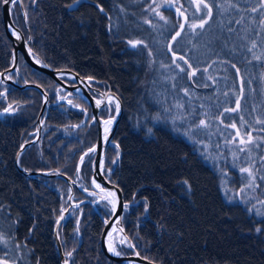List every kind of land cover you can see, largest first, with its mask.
<instances>
[{
  "label": "trees",
  "instance_id": "trees-1",
  "mask_svg": "<svg viewBox=\"0 0 264 264\" xmlns=\"http://www.w3.org/2000/svg\"><path fill=\"white\" fill-rule=\"evenodd\" d=\"M2 1L0 71L12 62ZM205 1L212 8L208 24L202 29L184 28L171 44L172 52L186 58L192 72L195 70L191 77L184 66L187 63L168 52V42L179 28V15L171 9L163 8L165 19L158 16L150 28L137 21L135 0H79L75 5L73 0H21L29 14L23 34L33 53L50 67L93 78L94 84L120 97L123 114L113 136L115 144L108 150L107 165L114 162L112 181L128 205L124 207V232L141 256L158 264H264V204L254 198L242 202L245 172L240 169L251 161L224 153L225 161L218 163L213 153L218 143L206 134L213 131L219 138L221 124L228 123L223 107H234L239 89L253 88L260 93L264 89V16L258 13L259 0ZM250 15L255 19L252 22ZM20 17L22 21V14ZM256 23L261 30L253 37ZM130 29L132 35L147 41L145 49L152 54V65L145 49L124 46ZM172 57L186 71L181 67L169 70ZM219 63L223 67L217 69L220 76L214 80L217 74L211 70ZM23 65L27 78L15 81L39 84L51 96L46 115L48 139L41 146L44 156L29 145L21 152L19 164L26 170L46 171V163L65 153L61 143L70 133L62 137L58 128L81 124L84 140L92 143L95 121L87 103H80L61 120L62 114L54 107L63 103L73 107L68 97H80L26 62ZM43 78L55 85L45 86ZM2 83L0 110L11 105L15 112L0 117V230L8 232L13 241L12 253L9 251L11 259L16 258L13 264H63L54 241L60 199L56 189L49 190L45 182L57 178L25 176L14 162L40 111L42 95L32 87ZM249 96L250 92L245 99ZM260 98L261 94L255 93L245 105L247 119L257 111ZM110 108L102 110L112 114ZM201 120L207 126H201ZM73 136L68 146L74 145ZM65 156L71 167L76 156L71 150ZM52 166L65 171L61 162ZM90 214L84 226H79L82 233L76 264H118L102 251L101 226L97 214L96 221L88 219L94 217ZM72 230L73 224L66 219L57 232L65 236Z\"/></svg>",
  "mask_w": 264,
  "mask_h": 264
},
{
  "label": "rangeland",
  "instance_id": "rangeland-1",
  "mask_svg": "<svg viewBox=\"0 0 264 264\" xmlns=\"http://www.w3.org/2000/svg\"><path fill=\"white\" fill-rule=\"evenodd\" d=\"M135 2H136V6H138L137 13L139 15L137 21L141 24L145 23L146 26L150 27V28L153 25L152 22H154V20L158 19V15H156V12L152 11V9H154L156 7V4L163 5L161 8L157 9V11H159L161 14H162L163 8H164V10L170 9L169 5L166 3V0H135ZM205 2L208 3L207 1H205ZM171 4L175 5L176 7H178L181 11H183L186 14L187 19H186L185 28H187V29H190V27H188V25H190V24H199L201 22V18H203L207 21H210L212 18V15H211V17H209L207 15V9H203V5L200 6L202 11H200V12L197 11V6L195 3V0H171ZM258 6H259L258 13L261 15V17H263L264 16V4L261 3V0H259ZM225 7H228V6L224 5V10L227 11L226 10L227 8H225ZM1 12H2V5H1ZM11 14H12V18H13L14 23L21 29L22 32H24V30L28 26L27 16L29 17V14L26 10V7H24V3L18 4V6H16V5L12 6ZM20 14H22V21L23 22L20 20V18H21ZM177 15H179L178 24L180 26L181 21H182V16L179 13H177ZM253 20H255L254 16L250 15L249 16V22H252ZM257 23L255 24V32H254L253 37H255V35L260 33V30H261V29L259 30ZM207 24H208V22L206 23V25ZM252 24H254V22ZM211 27H212V24L206 26V32H208ZM131 30L132 29H130L129 32H126L129 36H128V38L123 40L124 46L130 47V48H137V49L143 48V49H145L146 46L148 45L147 41L141 40L139 37L132 35L133 31L131 32ZM130 41H141L142 43L138 44L136 47H132V45L129 43ZM190 41H192V40L189 39L188 42H190ZM261 49L264 51L263 47H261ZM144 51L147 54L150 53V52H148L147 49H145ZM150 57H151L150 64L152 65V62H153L152 54L150 55ZM174 60H175V62H174ZM24 61L25 60L22 58V56L19 55V59L17 62V70H18L17 72H20V75H21V73L23 75H25L24 78L26 79L27 73H25L26 70H25V67L23 65V64H25ZM177 64H179L180 67L182 68L178 59L175 57H172V60H170L169 63L167 64V68L169 70H175L176 68H178ZM184 66L186 67L187 65L185 64ZM185 67H184V70L186 71ZM221 67H223V66H222V64L219 63V64H216V66L214 68H212L211 73L217 74V75L213 76L214 80L219 78L220 73L218 72L217 69H219V71H220ZM13 71L14 70H12L10 73H8V76L11 79H12V77H14L15 72H13ZM0 72H2V71H0ZM34 77L36 78L35 74H34ZM49 78H51V77L49 76ZM62 78L63 77H61V79ZM65 78L67 80H69L71 77L68 75H65ZM65 78L62 80H65ZM12 80L15 81L17 79L15 78ZM43 80H44L45 86L55 85V84H51V83H53V81L47 80L46 78H43ZM0 81L5 83L1 78H0ZM54 82L57 84V82L55 80H54ZM237 82L240 83V80H237ZM214 85H215V83H214ZM109 90L110 89H103V91L105 93ZM248 92H250L249 99H245V95L247 97ZM46 93L48 94V104H47V107L42 114V119H41L42 123H41V127H40V134H39L38 138L35 140V142L30 144V145L35 146L34 152L37 153V155H39L40 157L44 156L43 155L44 153H42V149H41L42 142L44 140L48 139V137L45 138L46 129L48 128L47 127L48 124L46 122V115L48 112V108L50 106L49 100H50L51 93L50 92L48 93V91ZM255 93H257L258 95L261 94V98L259 99V102H258L259 107L255 113L252 112V118L247 119L245 116L246 107H247L246 104L248 102L250 103V98ZM232 94L234 95V91L232 92ZM236 95L238 96L237 101H239V106L237 105V101H236L233 108H229L228 107L229 105L225 108L223 107L224 114H222V115H224L223 117L227 118L228 123L223 122V124H221L224 127L221 128V130H223V131H218L219 132V138H217L215 136L213 131H211V132L206 131V134L210 137L211 140L213 139V141H217V143H218L217 146H215L213 149V153L215 154L218 163L219 162L221 163V161H225L226 158L224 157V153L231 156V157H235L233 159H236V160L244 158L245 160L251 161L250 165L247 166L246 168L249 169V171L252 173V175L249 176V174L247 172H245L242 176L243 181H245V186L242 188V190H243L242 191V202H246L249 199L254 198V200H256L257 203L264 204V123H258L257 122L258 120L264 121V89H262V93H260V91L256 92L253 88H252V90H250V89L244 87V88L239 89V91L236 92ZM78 96L80 98L75 97V100H72L71 98L68 97L69 101H71V104H74L73 107H71L65 103L56 105L54 107L57 112H60L62 114V116L60 118L61 120H63V116H64V118L68 117V115L73 111V109H75L74 107H77V105H79L80 103H87L89 105V103L85 99H83L80 95H78ZM63 98L66 99V96ZM114 101L115 100L113 98V100L111 101L112 105L110 108V111L112 112V114H110V112H105V114H104V112H103L104 117L110 118V117L114 116L115 108H116V102H114ZM53 104L54 103H51V105H53ZM223 105H226V104H223ZM245 105H246V107H245ZM226 109H236V110L235 111H226ZM100 111L102 112V110H100ZM122 114H123V111H122ZM122 114H121V117H122ZM37 116H38V114H37ZM99 117L102 119H107V118H103L100 113H99ZM119 122H120V120H119ZM32 124H33V127L28 132V134L25 136L23 142L30 140V139H33L36 136L37 126H38L37 118L34 121H32ZM83 124L84 123H82V125ZM96 124H97V122H96ZM233 124L236 125L235 128L232 127ZM102 126H103V135H105L106 134L105 128L108 127V129H109L110 126L105 125V123H103ZM83 128H85V127H81V124H76V125L74 124L73 126H71L69 124H64L60 128H58V131L60 132L61 135L65 134V133L66 134L70 133L68 136V139H67V137L63 138L66 140L67 144L69 145L72 143L69 141V137L72 134L77 135V133L83 132V130H84ZM95 131H97V129ZM237 131H239V135H237ZM114 133H115V131H114ZM52 135H54V133ZM52 135H50V136H52ZM250 137H251V141H252L251 143L248 142ZM63 139H62V142H64ZM73 139H74V137H73ZM241 140H243L244 143H241ZM73 147L74 146H72L71 149ZM68 151L70 152V149ZM110 151L113 152V149H110ZM58 153H60V151ZM47 155H48V153H47ZM64 156H65V154L61 155V157H59L58 159H53L52 162H48V163L45 162L46 163L45 166L47 168L46 171H52V172H48V173L61 172L59 169V168H61L60 166H58V167L52 166L55 164L58 165L61 162L62 166L65 168L64 169L65 171L61 172V173L68 176L72 181L77 182V181H75L76 178L72 175L71 171L69 169H67L68 163H69V158L67 156H65V159H63ZM19 157H20V155H19ZM113 158H114V156L111 159H113ZM44 159L48 160V157H44ZM61 159H63V160H61ZM252 160H253V163H252ZM255 163H257L256 167L254 166L255 168H251L250 166H253ZM44 177H47V176H44ZM47 178H49V179L50 178H52V179L57 178L56 180H52V181L46 180L45 181L46 185H48L50 187L49 190H51L53 188L56 189V191L59 195V199H60L59 210L57 211V215L55 216V224L58 221V219L61 217L62 213H64L65 211H66V215H65L63 220L68 219L73 224V230L71 231V233L69 235H65V236L60 235V233L58 232V237H59L61 247L63 250V254H64L63 264H65V260L68 261V264H71V263L76 264L77 249H78L79 244L81 242V233H82V228L79 226L80 225L84 226V224L86 222L85 218H86L87 214L91 213L93 209L91 207H88L85 205L84 206L78 205V207L76 205H73V202L76 201L77 196L79 194L78 191H74L75 185L68 184V182L63 177H60V176L47 177ZM77 183H80V182H77ZM71 190L73 192L72 194H71ZM107 206L109 207L108 210H112L113 205H112V202L110 200L107 201ZM60 227H61V223H60ZM101 231H100V234H101ZM0 242H1V246H2L1 249H3L2 252L0 249V264H13L16 261V258L11 259L10 252L12 249L11 243H13V241L9 237L8 232H3L2 230H0ZM99 242H100V235H99ZM109 242H111L112 246L115 247L116 250L119 252L122 251V249L124 248L125 251L121 252L122 254L131 253V250L129 249L128 241L125 238H122V242L119 243L117 241L116 234H112L111 236H109ZM100 247H101V244H100ZM126 249H129V252ZM67 252H72V256L71 257L66 256ZM126 255H130V254H126Z\"/></svg>",
  "mask_w": 264,
  "mask_h": 264
},
{
  "label": "water",
  "instance_id": "water-1",
  "mask_svg": "<svg viewBox=\"0 0 264 264\" xmlns=\"http://www.w3.org/2000/svg\"><path fill=\"white\" fill-rule=\"evenodd\" d=\"M18 2L21 3V0H18ZM1 5H2V22H3L4 30H5L6 36L11 41V44H12V62H11V65L7 69L0 72V78L5 83H10V84L14 85L15 87H18L21 89H25L28 87L35 88V89L39 90V92L42 95L41 108H40V111H39L38 116H37V122H38L37 134L32 140L27 141V142H23L20 145V147H19V149L15 155V158H14V162H15L17 169L23 175L29 176L32 178L37 177V176H47V177L60 176V177H63L68 182V184H72V185L74 184V181H72L68 176H66L65 174H63L61 172L48 173V172L42 171V170H26V169H23L19 164L20 153L27 146L34 143L40 134V127H41V123H42V120H41L42 114H43V112L46 109L47 104H48V94L45 92V90L42 88V86H40L39 84H36V83H29V82L24 83V84H19V83L13 81L8 76V73H10L12 70L17 69V62L19 59V55H21L22 58L25 60V62L30 67L36 69L37 71H39L45 75L50 76L57 83L64 86L65 88H67L69 91H71L77 95H80L83 99H85L89 103V105L91 107V113L93 115V120H95L98 124V138H97L95 145L93 146V148L95 149V152H96V157H95V170L93 172L92 178L96 179L98 182H100L104 186L103 189L107 193V195L109 192L115 193V197L108 196V198L113 200V207H115V211L112 210V214H111L110 218L108 220H104V226H103L101 234H100V244H101L102 251L110 260H112L118 264H158V263H156V262H154L148 258L141 256L138 253L137 249L135 248L134 244L128 240V236L125 234L123 224H122L123 216H124V204H125L123 196H122V192L116 184L110 183L108 181V179L104 177V175L102 174V171H101V161H102L103 156L105 154V148L110 143V141L112 140V136L114 134V131L116 130L117 124L121 118V114L123 111V106H122V102H121L120 97L114 91L109 90L106 93H103L101 99H98L91 94V91L94 89V87H92V85H91V82L94 81L93 78L89 79L90 77H82L81 75H79L78 73H76L75 71H73L71 69L52 68L48 64H47L48 67H42L41 65L37 64L33 60L32 56L29 54V49H31V47L29 46L28 41L26 40L23 32L13 21L12 14H11V9H12L13 5L11 3L5 4L3 1H2ZM169 8L172 11L179 13L180 15H181V13H183V15H181L182 16L181 24H180L179 28L177 29V31H175V33L171 36V38L168 42V45H167L168 52L170 53V55L182 57L179 54L173 53L172 50H170V49H171V44L174 41L173 37H175V38L178 37L176 35L177 32H179L181 34L185 28L186 19H187L186 14L173 4H171L169 6ZM181 25H184L183 29H181ZM17 36L19 37V39L17 38ZM183 61L185 62V61H187V59L183 57ZM44 64H46V63H44ZM187 66H188V70H189L188 76L190 77L191 73H192V68L189 67L191 65L188 64V62H187ZM63 74L70 76L75 83L69 84L68 82L62 80L60 75H63ZM109 97H113L115 100L114 102H117V101L119 102V111H117V109H115V113H114L113 117L108 118V119H102L99 117V110L102 106L109 103ZM97 100L101 101L99 106L97 105ZM2 111L3 110H0V112H2ZM0 117H2V116H0ZM106 120H112L111 129L107 133V140H105V135H103V126H102V124ZM21 146H23V147H21ZM82 156H84V155H82ZM72 193L73 192L71 190V194ZM65 215H66V211L64 213H62L61 217H63V218L61 219V217H60L58 219L59 224L56 222L55 228H54V241H55V245H56L58 254L60 256L61 262H63V260H64V254H63V250L61 247V243H60L57 231H58V227H59L61 221L64 219ZM105 221H107V223H105ZM114 231H117V241L119 243L122 242V238H125L128 241V244L132 245L131 247L129 246L130 249L132 250V253L130 255L121 254L120 256H115L112 252L109 251V245H108L109 233H111V235H112L114 233ZM137 253L139 255H137Z\"/></svg>",
  "mask_w": 264,
  "mask_h": 264
},
{
  "label": "flooded vegetation",
  "instance_id": "flooded-vegetation-1",
  "mask_svg": "<svg viewBox=\"0 0 264 264\" xmlns=\"http://www.w3.org/2000/svg\"><path fill=\"white\" fill-rule=\"evenodd\" d=\"M24 76L25 75H23L22 73L20 75V72H15L14 77H12V76L11 77H12V79L16 78V79L20 80L22 77L24 78ZM60 77H62V75H60ZM64 78H65V76H63L62 79H64ZM64 81L68 82V80L66 78ZM68 83L74 84L75 82L73 81L72 78H70V82H68ZM2 84H10V83H2ZM22 84H24V83H22ZM91 85H92V87H94V89L91 91V94L94 97L101 99L103 93H105L103 91V87L100 85H96L93 82H91ZM60 86H62V85H60ZM62 87L64 89H67L64 86H62ZM0 93H4V92L2 90H0ZM109 105H112L110 101L108 104L102 106L100 108V110H102L103 107H106ZM103 112L100 111L99 113L102 115L103 118L108 119V117H104ZM94 127L97 129V131H96L95 140L92 143L86 142L84 140L82 132L77 133V135L73 134L74 135L73 137L75 139V142L73 145L74 147L71 149L72 145L68 146L66 140L63 139L64 142L61 143L63 146V149L61 152L66 153L70 149L73 152V155L76 156L75 160L72 158L75 161V163L72 164L71 167L67 168L71 171L72 175L76 178L75 181L80 182V183L74 182V184H73V185H75L74 191H78V193H79L76 201L73 202V205H76V206H78V205L84 206L85 205V206L91 207L93 210H92V214H90V216H94V217L93 218L88 217V219H90L92 221H96L95 215L97 214V218H98L97 222L100 224L101 230H102V228L104 226V220L109 219V217L112 214V210H113V208H112V210H108L109 207L107 206V201L110 200L112 202V205H113V200L108 198L107 193L103 189L104 186L100 182H98L96 179L92 178L93 172L95 170L96 152L95 151L89 152V149H93V146L95 145L97 138H98V124H96V122H94ZM110 129H111V125L109 127L108 132L110 131ZM113 136H114V134H113ZM113 136H112V140L110 141V143L105 148V154H104L103 159L101 161V171H102V174L104 175V177L107 178L110 183L115 184L112 181V172H113L114 162H113L112 166L107 165L108 150H109V148H111L115 144ZM62 137H66V133L63 134ZM30 140H32V139H30ZM30 140H27V141H30ZM27 141H24V142H27ZM83 145H85V148L82 151ZM86 153H87V155H85ZM82 155H84L83 156L84 157L83 162H81V156ZM63 159H65V156ZM63 159H61V160H63ZM93 180L96 181V184L100 185V188H97L93 184ZM101 189H103V191H101ZM122 224H123V222H122ZM113 234H116V238H117V231H114ZM129 249H126V250L129 252ZM123 251H125L124 248L120 252H123ZM131 253H132V250H131ZM131 253H124V255L131 254Z\"/></svg>",
  "mask_w": 264,
  "mask_h": 264
},
{
  "label": "snow or ice",
  "instance_id": "snow-or-ice-1",
  "mask_svg": "<svg viewBox=\"0 0 264 264\" xmlns=\"http://www.w3.org/2000/svg\"><path fill=\"white\" fill-rule=\"evenodd\" d=\"M3 2L5 4L11 3L14 6L18 2V0H3ZM78 3H79V0H73V5L78 4ZM166 3L170 6L171 5V0H166ZM195 3H196L197 11L198 12L202 11V9H201L200 6L203 5V9H207V15L209 17H211V15H212V8H211V6L208 3L205 2V0H195ZM261 3L264 4V0H261ZM73 5H69V7H72ZM162 6L163 5H161V4H156V7L154 9H152V11L156 12V15L160 16V18L163 20V19H165V17L159 11H157V9L161 8ZM101 11H103V9H101ZM252 11L253 12H256L257 9L256 8H253ZM181 15H183V13H181ZM207 22H208L207 20L201 18V22L199 24H190V25H188V27L193 28V29H195V28H201L202 29ZM262 24H264V21H262ZM183 27H184V25H181V29H183ZM176 35L179 36L180 33L177 32ZM17 38L19 39L18 36H17ZM173 39H175V37H173ZM129 43L132 45V47H136L138 44H140L142 42L141 41H130ZM253 47H255V43H253ZM250 51H251V49H250ZM29 54L32 56L33 60L37 64L41 65L42 67H48L47 64H44L42 62V60L40 59V57L38 55H36V54H34L32 52V49H29ZM149 55H151V53H149ZM256 58L259 59V57H256ZM179 59H183V57H179ZM174 62H175V60H174ZM185 63H187V61H185ZM177 67H180V65L177 64ZM189 67H191V66H189ZM233 67H235V65H233ZM180 70L181 71H184L183 68H181ZM195 75H196V72L194 70L191 73V76H195ZM89 79H91V78H89ZM186 94H187V92H186ZM2 95H4V93H0V96H2ZM62 99H63V97H62ZM112 100H113V97H109V101L111 102ZM100 103H101V101L100 100H97V105L98 106L100 105ZM69 104H71V101H69ZM237 105L239 106V101H237ZM116 109H117V111H119V102L118 101L116 102ZM235 110L236 109H226V111H235ZM14 112H15V110L12 108L11 105H9L8 107L4 108L2 112H0V116L14 114ZM257 122L258 123H264V121H259V120ZM104 123H105V125H109L110 126L111 123H112V120H106V121H104ZM200 125L201 126H207L206 125V122L204 120H201L200 121ZM232 127L235 128L236 125L233 124ZM108 130H109L108 127H106L105 128V133H106L105 140H107V132H108ZM237 135H239V131H237ZM248 142L249 143L252 142L251 141V137L249 138V141ZM241 143H244V141L241 140ZM21 147H23V146H21ZM93 151H95L94 148L93 149H89V152H93ZM85 155H87V153ZM83 160H84V157L82 156L81 157V162H83ZM240 171L242 173L247 172L249 174V176L252 175V173L247 168H241ZM185 183H187V181H185ZM93 184L97 188H100V185L99 184H96V181L95 180H93ZM101 191H103V189H101ZM108 196L115 197V193L114 192H109L108 193ZM124 207H125V209H127L128 205H124ZM113 211H115V207H113ZM145 211H147V205H145ZM249 211H251V209H249ZM62 218L63 217H61V219ZM57 223L59 224V220L57 221ZM105 223H107V221H105ZM257 231H259V229H257ZM109 236H111V233H109ZM129 246L131 247L132 245L129 244ZM109 251L112 252L115 256H120L122 254L121 252L117 251L116 248L113 247L112 245H109ZM137 255H139V254L137 253ZM66 256L71 257L72 256V252H67L66 253ZM65 264H68V261L67 260H65Z\"/></svg>",
  "mask_w": 264,
  "mask_h": 264
},
{
  "label": "bare ground",
  "instance_id": "bare-ground-1",
  "mask_svg": "<svg viewBox=\"0 0 264 264\" xmlns=\"http://www.w3.org/2000/svg\"><path fill=\"white\" fill-rule=\"evenodd\" d=\"M108 245H112L111 242L108 241ZM130 248V247H129Z\"/></svg>",
  "mask_w": 264,
  "mask_h": 264
}]
</instances>
